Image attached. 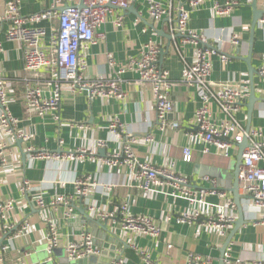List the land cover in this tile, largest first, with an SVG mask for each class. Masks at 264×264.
<instances>
[{
	"label": "crops",
	"instance_id": "1",
	"mask_svg": "<svg viewBox=\"0 0 264 264\" xmlns=\"http://www.w3.org/2000/svg\"><path fill=\"white\" fill-rule=\"evenodd\" d=\"M9 1L0 0V72L7 83V109L18 120V128L23 129L31 138L29 141H22L20 147L16 138L3 140L6 163L0 166V200L12 199L15 204L8 215V224L13 227L12 232L0 231V264L70 262L64 248L68 243L78 242L83 229L91 235L103 234L98 225H89L83 213L93 221L107 224V228L128 245L127 249L117 247L115 250L116 253L122 254L126 264H145L141 251L147 253L154 264H186L189 253L210 256L213 264H219L220 250L234 228L226 238L219 239L197 223L176 224L174 216L189 208L186 201L168 197L166 189L149 197L136 187L129 168L110 167L100 162V159L119 151L122 146L119 142L125 143L126 135L135 138L149 135L152 142L132 145L135 157L140 162L149 163L154 167L173 163L175 173L188 179L193 188L210 189L213 186L216 190L224 192L227 197L221 199L208 196L206 202L219 206L225 205L227 200L234 202L230 189L241 145L231 148L225 157L223 153L216 151L214 146L205 145L198 139H190L187 136L193 129L194 114L201 106V101L192 87L180 85L178 82L183 67L192 61L194 49L188 45L183 46L179 36L172 37L168 16L153 22L148 17L142 0H138L125 12L113 9L97 31L103 35V39H97L95 44L88 47L85 53L86 66L81 73L83 78H113L119 69H123L124 73L117 77L126 94L125 101L89 97L87 91L71 93L64 86L56 111L44 117H28L24 114L22 99L26 88L37 87L43 93H51L54 83L49 72L42 71L35 76L24 71L23 45L18 41L7 40L6 30L9 24L2 20ZM158 1L166 6L167 0ZM187 1L173 0V7L184 5L187 8ZM254 1L255 10L262 15L251 33L250 27L254 17L251 5ZM213 3H237V6L230 15L215 17L211 13ZM49 7V0H20L18 13L23 18L30 17L47 11ZM174 8L169 16L172 21L176 18ZM117 17H122L120 26L115 23ZM263 18L264 0H206L200 7L190 11L188 28L202 33L207 47L217 49L229 57V61L224 65L217 56L211 57L210 82H250L249 66L254 69L252 85L258 101L254 103L250 123L246 108L249 95L241 104L236 118L244 129L250 125L249 130L259 129L264 134V82L257 76V71L264 69V24L259 23ZM26 26L44 31L41 38L43 49L47 47L52 33L57 29L56 22L48 19L34 24L28 23ZM243 26L248 29L242 30ZM232 32L241 37L237 46L227 40ZM218 38L221 39L220 42H216L215 39ZM149 41H153L159 48L158 68L167 71L169 80L176 83L168 93L172 104L168 122H176V129L167 127L161 131L158 128L150 86L139 83L138 73L128 69L133 60L141 57L144 46ZM109 56L113 66H110ZM248 56L250 60L246 63L244 59ZM212 112L215 121L222 118L214 105ZM54 116H58L65 123L58 126L54 122ZM111 118H117L125 129V133H120V141L109 135L108 125ZM2 139L0 130V140ZM96 141H103L105 146L93 149L94 159L85 158L80 162L32 160L27 151L33 147L51 154H64L83 148L90 150ZM186 148L190 151L189 162L183 160V151ZM205 178L210 182L205 181ZM86 179L98 185L113 184L115 187L105 191L96 186L91 188L85 197L80 198L75 193L73 182ZM23 181H28L34 189L31 194L42 197L46 209H39L33 202L32 195L24 197L20 191ZM57 196H62L67 205L53 206L52 202ZM122 203L128 204L132 215H143L153 220L161 228L160 237L154 240L122 233L118 226L117 213ZM92 206L102 207L105 212H114L116 216L114 219L101 220L89 211ZM241 206L245 224L236 231L229 244L234 258L254 260L264 252V226L251 223L255 212L242 198ZM232 214L237 220L236 205ZM168 215H171V221L166 222L164 219ZM50 224L57 230L58 245L48 251L46 235L49 233ZM24 227V235L12 238ZM167 244L171 245V249H167ZM96 248L101 252L100 248ZM74 263L76 261L70 262Z\"/></svg>",
	"mask_w": 264,
	"mask_h": 264
},
{
	"label": "built area",
	"instance_id": "2",
	"mask_svg": "<svg viewBox=\"0 0 264 264\" xmlns=\"http://www.w3.org/2000/svg\"><path fill=\"white\" fill-rule=\"evenodd\" d=\"M138 0H49L50 7L47 11L30 17H21L18 13L20 0H10L6 5V10L2 20L8 22L6 38L9 41L22 43L24 56V71L38 76L40 72H49L53 79L54 87L51 93H43L41 89L28 86L22 95L24 102V114L28 117L37 115L44 117L58 109L62 89L67 87L71 93L87 91L89 97H99L102 99H116L125 101L126 94L123 92L120 80L117 76L124 73L123 69L117 71L116 77L97 78L87 80L81 73L85 69V53L90 45L96 40L103 39V35L98 33V29L105 23L106 18L113 9L126 11ZM146 7L148 17L153 22H158L168 16L172 37H180V43L191 46L193 51L192 61L185 64L181 72L178 84L192 87L201 101V106L196 110L193 119V129L188 132L190 139H198L205 145H212L216 151L223 153L227 157V152L231 148H238L244 140L247 146L242 152L241 165L238 173V189L249 208L255 212V217L251 223L255 226H264V134L259 129L246 130L239 123L236 116L240 111L241 104L249 95L250 82L243 80L239 83L227 81L225 83H213L209 81L211 72L212 56H217L221 64H226L229 57L217 49L207 47L206 39L202 33H197L188 28L190 11L200 7L206 0H188L187 8L184 5L173 7V0H167L166 6L158 0H142ZM237 3H213L211 13L215 17H225L230 15ZM174 8L176 18L172 21L169 16ZM53 20L57 24V29L52 33L49 44L43 49L41 38L44 31L40 28L26 26L28 23L34 24L42 20ZM117 26L122 23V17H117ZM264 24V18L259 21ZM246 26L242 30H247ZM220 42L221 39H215ZM228 42L238 45L241 37L237 33H231ZM48 53V55H46ZM159 48L149 41L141 53V57L133 60L128 69L135 70L139 75V83L148 85L151 88L152 98L156 109V122L161 131L170 127L178 128L176 122H168V117L172 113V104L168 93L175 85L169 80L167 71L158 68ZM110 66L113 61L109 56ZM257 76L264 82V69L257 71ZM7 83L0 72V130L2 140H0V166L5 165V151L3 140L21 139L29 141L23 129L18 128V120L8 111L6 102ZM212 105L220 111L222 118L214 120ZM54 122L61 126L65 122L54 116ZM108 131L111 138L120 141L125 133V129L117 118L109 119ZM125 143L117 152H113L107 158L100 159V162L110 167H127L131 170V177L136 182V187L145 195L158 194L162 189H166V195L173 199L186 201L189 208L174 216L176 224L192 225L199 224L209 234L216 238L224 239L235 226V217L232 211L235 204L227 200L225 205L219 206L206 202V197L217 196L225 199L226 194L216 190L213 186L210 189H195L190 186L189 180L175 173V165L172 163L164 167H154L149 163L140 162L132 150L133 144L152 142L151 136L135 138L126 135ZM92 149H77L74 152L64 154H51L43 150H36L33 147L27 149L31 159L58 160L61 162L83 161L85 158L94 159L93 149L104 147L103 141H96ZM204 152H206L204 150ZM189 149H184L183 160L190 161ZM205 181L210 182L205 178ZM75 193L78 197H85L91 188L100 187L105 191H110L113 184L98 185L86 180H75L73 182ZM33 188L28 181H23L20 191L24 197L32 195V200L39 209H46V205L40 195H33ZM12 199L0 200V231L12 232V226L8 224V215L14 209ZM67 205L62 196H57L52 202ZM89 211L101 220L114 219L116 213L105 212L102 207L92 206ZM119 229L122 233L134 234L157 240L161 234V228L149 217L143 215H132L129 212L127 203H122L118 210ZM164 221H171V215L165 217ZM115 224L116 222L113 221ZM26 227L16 232L12 238L24 235ZM94 236L87 230L81 231L78 242L68 243L65 254L69 261H79L89 256H99L100 250L95 246ZM47 250L58 245V233L53 224H50L49 233L46 235ZM171 249V245H166ZM6 249L5 247L3 248ZM142 260L145 264H154L147 253L141 251ZM23 264V263H18ZM109 264H126L121 253L114 252ZM186 264H213L210 256H203L195 253L187 255ZM221 264H264V252L254 260H244L232 256L231 244L224 250Z\"/></svg>",
	"mask_w": 264,
	"mask_h": 264
},
{
	"label": "water",
	"instance_id": "3",
	"mask_svg": "<svg viewBox=\"0 0 264 264\" xmlns=\"http://www.w3.org/2000/svg\"><path fill=\"white\" fill-rule=\"evenodd\" d=\"M251 7L254 9V17H253L251 27H250L251 33H253V31L256 27V23L261 18L262 14L255 10V1L251 5ZM126 11H128V9ZM249 60H250L249 56H248V58L244 59V61L246 63H249ZM249 73H250V77H251L250 92H249V98H248V102L246 104V108H247L248 121L250 123V117H251L252 109H253L254 103L256 101H258V99L255 97L254 91H253L252 75L254 73V69L251 66H249ZM249 126L250 125H248L246 130H249ZM17 143H19V147H20L22 140L18 139ZM246 146H247V141L244 140L240 146V149H239V155L237 157V167H236L235 172L233 174V177H234L233 185H232V188L230 189V192L233 194V201L236 205V209H237V213H238V219L235 222L234 229L229 233L224 245L222 246V248L220 250V263L219 264L222 263V256H223L224 250L227 247V245L230 243L234 234L242 225L245 224L242 206H241V198L242 197L239 194L238 178L237 177H238V173H239V167L241 165L242 152L246 148ZM83 216L87 219V221H89L88 222L89 225L96 224L99 227H101V231L103 232V234H101V235H95L94 234L93 235L94 239H95V242H94L95 246L100 248L101 252H100L99 256H89L85 259L76 261V263H74V264H109V261L113 257L114 252H115L117 247H123V249L128 248V245L121 238H119V236L115 235L113 232H111L107 228V224H100L99 222L93 221L85 213H83ZM70 262H74V261H70ZM70 262L66 261L63 263L64 264H70Z\"/></svg>",
	"mask_w": 264,
	"mask_h": 264
}]
</instances>
